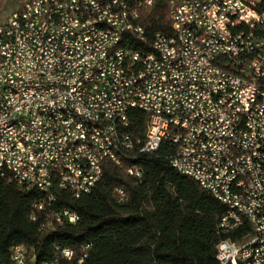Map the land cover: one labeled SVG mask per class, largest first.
<instances>
[{
  "label": "built area",
  "instance_id": "2783aa9c",
  "mask_svg": "<svg viewBox=\"0 0 264 264\" xmlns=\"http://www.w3.org/2000/svg\"><path fill=\"white\" fill-rule=\"evenodd\" d=\"M153 3L17 0L0 24V173L12 161L16 182L48 192L34 203L41 210L56 189L88 193L105 160L124 165L168 142L170 165L226 206L220 230L245 227L239 239L217 243L218 264H264V0H167L170 33L148 42L162 58L124 39L139 30L128 27L122 7L139 19L138 8ZM86 12H95L93 23ZM103 23L115 25V35ZM53 107L69 115L51 116ZM133 108L148 115L143 140L130 130ZM111 123L120 124L122 143H114ZM95 128L109 141L94 137ZM126 163L130 175H142ZM50 212L47 226L78 216ZM11 253L24 264L21 246Z\"/></svg>",
  "mask_w": 264,
  "mask_h": 264
},
{
  "label": "trees",
  "instance_id": "16d2710c",
  "mask_svg": "<svg viewBox=\"0 0 264 264\" xmlns=\"http://www.w3.org/2000/svg\"><path fill=\"white\" fill-rule=\"evenodd\" d=\"M138 12L148 41L132 44L148 50L155 32L170 33L167 0H154ZM128 119L132 136L143 140L147 113L133 108ZM172 149L164 142L153 154L139 153L130 160L141 167L140 177L126 171L128 160L124 165L105 160L102 178L88 193L74 197L56 189L41 210L34 203L48 196L19 184L4 170L0 173V264H17L11 253L15 245L23 248L24 264H218L217 243L239 239L245 227L220 230L226 206L170 165L167 155ZM118 188L124 191L122 199ZM62 207L77 213L75 222L47 226L50 211ZM65 249L71 252L69 257L63 254Z\"/></svg>",
  "mask_w": 264,
  "mask_h": 264
},
{
  "label": "bare ground",
  "instance_id": "6f19581e",
  "mask_svg": "<svg viewBox=\"0 0 264 264\" xmlns=\"http://www.w3.org/2000/svg\"><path fill=\"white\" fill-rule=\"evenodd\" d=\"M127 4H130L127 0ZM122 15L124 19L128 20V27L134 28L139 30V34L135 32H124V39L129 41L130 46L135 49L139 50L141 54H153L155 58H162V50L160 48H153L149 44V49L145 50L140 47H134L132 42L143 43L145 40L140 38L142 36L145 38L144 29L138 23V18H131V8L130 6H123L122 7ZM95 20V12H86L84 14V21L85 23H93ZM104 20H111V13H104ZM1 24V22H0ZM103 30L108 32V35H115V25L111 23H103ZM19 32H26V24H19ZM61 115H69V108L67 107H53L51 108V116H61ZM85 127L86 128H94V121L93 120H85ZM111 134L114 143H122V136H121V127L119 123H111ZM94 137H101V141H109V134L103 133L102 128H95L94 129ZM4 170L10 172L12 178L16 181V176L14 175L13 163L12 161H5ZM48 196V192H44ZM53 193H49V199H53ZM64 211H71L69 208H64ZM76 220V216L73 217V223Z\"/></svg>",
  "mask_w": 264,
  "mask_h": 264
},
{
  "label": "rangeland",
  "instance_id": "374dc122",
  "mask_svg": "<svg viewBox=\"0 0 264 264\" xmlns=\"http://www.w3.org/2000/svg\"><path fill=\"white\" fill-rule=\"evenodd\" d=\"M17 8V0H0V22Z\"/></svg>",
  "mask_w": 264,
  "mask_h": 264
}]
</instances>
